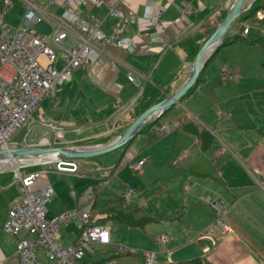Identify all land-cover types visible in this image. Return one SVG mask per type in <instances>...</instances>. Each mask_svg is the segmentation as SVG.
<instances>
[{
    "label": "crops",
    "instance_id": "crops-1",
    "mask_svg": "<svg viewBox=\"0 0 264 264\" xmlns=\"http://www.w3.org/2000/svg\"><path fill=\"white\" fill-rule=\"evenodd\" d=\"M33 1L44 12L53 15L62 13V0ZM149 2L153 6L154 16L161 21L159 26L145 16ZM234 2L104 0L101 6H95L90 0H84L80 9L83 17L89 21L100 19L106 34L117 31L122 36H131L135 49L129 51L112 43L107 44L96 62L75 69L72 77L58 84L60 86L57 85L34 111L33 120L26 126L25 145H41L38 141L42 136L37 130L33 133L28 129L30 125H43L44 122L64 128V138L58 139L61 141L58 144L83 142L96 145L114 139L134 119V108L146 84L151 83L166 91L162 96L174 93L182 85L193 61L187 60L186 39L204 22L216 17L223 8L229 10ZM184 3L188 5V11ZM110 7H116L126 15H137V22L117 29L118 18L109 14ZM44 23L50 25L51 32L48 34L44 31L42 34L50 37L52 25L48 21L40 24ZM254 28L257 27L250 28L245 34L246 39L223 46L212 60L209 59L198 89L189 96L185 95L183 98L186 99L182 98L173 109L171 120L174 125L178 124L175 130L157 137L154 134L152 138L143 136L141 143L150 145L156 142L151 145L155 149L153 153L148 150L141 154L134 151L137 161L146 157L148 161L141 169L143 174L131 178V182L137 183L134 187L129 186L136 191L131 203L141 208L148 207L145 212L154 217L183 210L181 218L163 221L161 228L162 231L168 230L169 241H158L155 237L159 242L160 254H167L168 258L160 257L164 259V264L199 256H207L214 264H264V47L257 41L264 34V29L257 28L259 32L253 33ZM232 31L235 32L234 27ZM76 42L74 37L69 38L66 45L71 46ZM55 65L60 68L61 62H55ZM224 67L235 72L233 78L223 76ZM36 111L38 120L35 118ZM90 139L95 142H85ZM129 150L133 154L131 146ZM219 150H223V154H219ZM167 151H171L170 157H162ZM89 162V159H78L77 172H60L49 163L34 167L25 165L17 170L22 174L42 172L43 181H48L55 188V197H61L64 201L61 208L49 209L50 214L58 215L77 207L71 192L75 190L81 193L88 188L85 187L93 181L88 183L86 176L98 174V180H107L111 174L102 178L103 173L115 170V167L105 170L97 162H92L94 170L84 169ZM160 163L168 165L166 178L174 179L172 183H162V189L169 193L168 189L174 190L179 185L181 193L177 196L172 194L171 201L165 204L166 209L154 213L153 206L145 203L140 195V183ZM17 170L0 169V264H20L18 242L36 239L39 234L25 229L13 234L4 230L9 210L22 201L19 182L16 181ZM89 187L94 189L93 186ZM127 189L118 191V196L111 198L120 199ZM108 199L102 201L100 198V201L106 202ZM213 200H218L220 206H227L222 217L231 226V231L223 232L215 226L217 209L210 203ZM212 226L215 227L209 232ZM120 229L111 226L114 244L102 245L107 248L101 251L96 248L101 244L90 245L85 259L92 261L118 255L115 245L123 239L128 246L137 249L146 242L145 237L132 238L128 230H125V238L122 236L120 239L116 236ZM60 231L69 239L68 245L64 246L73 245L78 232L77 219L63 224ZM167 243L170 248L162 249L161 246ZM107 251H111V255ZM98 252L107 256H99ZM149 252L156 254V264H159L157 252L145 251L142 255L137 250L134 255L139 256V264L144 263V257ZM37 255L43 263L53 264L44 251L38 250ZM95 255L98 256L93 258ZM118 258L121 256L116 258L121 263L122 260Z\"/></svg>",
    "mask_w": 264,
    "mask_h": 264
},
{
    "label": "built area",
    "instance_id": "built-area-1",
    "mask_svg": "<svg viewBox=\"0 0 264 264\" xmlns=\"http://www.w3.org/2000/svg\"><path fill=\"white\" fill-rule=\"evenodd\" d=\"M90 1L95 6L104 3V0ZM83 2L84 0H62L60 4L62 13L53 15L42 11L33 0H23L26 10L19 28L13 31L4 19L14 3L12 0L5 1V8L0 13V148H10L13 137L33 120V113L41 101L49 97L58 84L68 81L75 69L96 62L104 53L103 46L112 43L129 51L135 49L131 36H122L117 31L111 35L106 34L102 30L103 22L100 19L89 21L83 17L80 11ZM184 6L188 11V5L184 3ZM153 10L149 2L145 16L152 20L155 26H159L161 21L158 16H154ZM109 14L118 18L117 29L134 24L138 19L137 15H126L116 7H110ZM258 17L264 18V10L258 12ZM43 21H48L52 25L50 37L38 33L35 28ZM249 31L250 26H246L244 32ZM73 37L77 42L71 46L66 45V41ZM57 61L61 62L60 68L55 65ZM222 74L233 78L235 72L224 67ZM129 78L134 81L133 76ZM42 120L44 122V119ZM42 124L47 130L38 141L41 145H55L58 139L64 138L65 131L60 125L48 122ZM177 126V123L161 124L156 129L161 136L172 132ZM28 130L30 131V128ZM222 153L223 150H219V154ZM146 160L147 158L137 162L131 161L127 166L139 172ZM47 163L52 164L60 172H77L78 169L76 159ZM110 174L111 171H105L102 178ZM16 177L22 201L9 210L4 230L12 234L23 229L39 233L36 239H23L18 242L20 264H45L38 259V250L44 251L53 264H80V261L85 259L90 245L114 244L107 225L93 224L91 221L95 201V190L92 187L81 193L73 190L71 195L76 200L77 207L52 215L48 203L56 191L51 183L43 181L42 172L22 174L17 170ZM133 194L132 188L123 194L128 204L131 203ZM210 203L217 209L215 226L223 232L231 231V226L222 217L227 206H220L218 200ZM75 218L78 226L76 240L73 245L64 246L56 240V234L63 224ZM215 226H212L209 232H212ZM156 239L165 242L170 240V236L161 234L156 236ZM115 251L118 255L137 253L136 248L126 244H116ZM99 264L120 263L114 258ZM143 264H156V254L147 253Z\"/></svg>",
    "mask_w": 264,
    "mask_h": 264
},
{
    "label": "rangeland",
    "instance_id": "rangeland-1",
    "mask_svg": "<svg viewBox=\"0 0 264 264\" xmlns=\"http://www.w3.org/2000/svg\"><path fill=\"white\" fill-rule=\"evenodd\" d=\"M12 1H13L14 5L10 10L7 11L4 21L12 28L13 31H15L16 29L19 28V25L22 21L24 13H25V9H24L23 0H12ZM43 1L37 0L38 3L39 2L41 3ZM250 1H252V0H250ZM35 28H36L38 33H42L45 31L48 34H50V32H51L50 31V25L45 24V23L40 24V25H36ZM252 31H253V33L255 31L259 32V30L257 28H254ZM59 86L60 85H58L57 87H59ZM184 99H186V98H184ZM41 105H44V103H42ZM172 113H173V110L170 111L167 116L161 118V120H160L161 124L173 125L174 123L171 120ZM35 116H36L35 118L38 120V118H39L38 111L35 112ZM146 125H148V124H146ZM30 126L31 127H30L29 132L35 133L37 130L39 136H43L44 132L47 130V128L43 125H38V126L30 125ZM145 126L143 128H145ZM157 126H159V125H155L154 126L155 128L152 126L150 129H144V132L140 133L139 135H137L135 137V140L131 144V150H132L133 154L131 153V151L129 149L126 151H124V150L120 151L119 149H117L115 151H112L111 153L104 154V155L98 156L96 158H88L90 160V162L87 166L84 167V169L91 170V171L94 170L95 168H94V164L92 162H97L105 170L111 169L112 167H115L114 168L115 170H111V177L107 180H104L100 185L101 186L100 198L102 201H105L107 198L118 196L117 195L118 191H125L129 186H133V187L136 186L137 183H135L133 181L131 182V178L141 176V174H143V170L140 172H135V171L131 170L127 166V164L130 163L131 161H137L138 160L135 152H137V153L140 152V154H141V152H145L148 150L147 152H149L151 154L153 153V151L155 149L152 148V146L156 142H154L150 145H147L146 142L141 143L140 141L142 140L143 136H147L149 138H152V136L154 134H155V137L159 136L160 134H159L158 130L156 129ZM25 132H26V127H23L22 129H20L18 131V133L13 137V139L10 143V147H18V146L25 145L26 142L23 141L24 136L26 135ZM60 142L61 141L59 140L58 142H56V144H58ZM27 145H28V143H27ZM170 155H171V151H167L166 153H164L162 155V157H170ZM146 158H147L146 161H148V157H146ZM88 159H84V160H88ZM38 165H40V164H34L31 166L34 167V166H38ZM21 166H24V164H20L18 168H20ZM155 166L156 167L151 169L149 175L147 174L146 176H144V181H142L140 183L141 188H142L140 195L142 196V199L145 201V203L148 204V202H149L153 206V210H154L153 212L154 213L160 212V211L166 209L165 204L168 203L169 201H171L170 198H171L172 194L174 196H177L181 193V189H180L179 185H176L174 190L168 189L169 193L162 189V183H166V182L172 183L174 181V179L166 178L167 177L166 174L168 172V170H167L168 165L166 163H160V164L155 165ZM10 168H15V167L12 166ZM0 169L2 170L4 168H0ZM15 170H17V168H15ZM48 170H50V169H48ZM50 172H52V170H50ZM86 177L88 178V183H89L91 181L98 180L99 175L94 174V175H88ZM129 188H132V187H129ZM129 188L127 189V191L129 190ZM132 189L134 190V194L132 195V197H133L135 195L136 191L134 188H132ZM132 197H131V199L133 201L134 198H132ZM122 198H123V196H122ZM125 203L128 204L129 202L125 201ZM63 204H64V201L62 200L61 197H55L54 196L51 199V201L48 203V209L53 210V209L61 208V206ZM145 209L148 210V207L145 206L143 208V210L145 211ZM113 225L116 227H121L120 232L116 235L120 239H122V236H123V238H125V234H124L125 230H128L132 233V238H135V237L143 238V237H145L146 242L144 243V245L138 247V249L136 247H134V248H136L138 250V253H140L142 255H144L145 251L157 252V257H158L157 261L159 262V264H164V262H163L164 259H161L160 257L168 258L167 254H164V256H163V254H160L159 242H157L155 240L156 235L158 236L162 233H166V234L168 233V230L162 231L163 228H161V226L164 225L163 222L153 223V224H150L149 226H147L145 228H141V229H138V228L128 229L127 228L128 226H126V225L123 226L122 224H117L114 222H109L107 224L108 228H110V229H111V226H113ZM66 237H67V235L64 233L62 234L61 231L57 232V234H56V240L60 244H63V245H68L67 241L69 239H67ZM116 243L126 244L124 239H123V241H117ZM152 244H154V245L151 246ZM126 245H128V244H126ZM161 247H162V249L167 250L169 247V243L163 244ZM96 248L101 251L102 249H106L107 247L102 246V245H98ZM96 248H94V249H96ZM110 252L111 251H107V253H109V255H111ZM98 254H100L99 256H107V254H105V253L103 254L101 252H98ZM192 258H194V257H192ZM48 259L50 260V258H48ZM118 259L122 260L120 264H126V261L128 264H139V256L138 255H125V256H121V258H118ZM188 259H190V258H188ZM123 260H126V261L123 262ZM184 260H187V259H184Z\"/></svg>",
    "mask_w": 264,
    "mask_h": 264
},
{
    "label": "trees",
    "instance_id": "trees-1",
    "mask_svg": "<svg viewBox=\"0 0 264 264\" xmlns=\"http://www.w3.org/2000/svg\"><path fill=\"white\" fill-rule=\"evenodd\" d=\"M5 1L6 0H0V13L5 8ZM260 10H264V0H254L250 8L235 21L233 26L235 28V32L232 31L226 35L224 44L216 51V53H214V55L211 57L210 60H212L220 52L223 46H227L239 40L246 39L245 36L246 33L244 32L246 26H250V28L257 27L260 29H264V18L260 19L258 17V12ZM228 11H229L228 9L223 8L216 15V17L204 22L202 26L195 33H193V35H191L189 38L186 39L185 46L186 49H188L187 60L189 62L193 60V58L196 56L201 46L208 40L211 34L215 31L218 24L226 17ZM257 41L260 42L264 47V34H262ZM204 69L201 72L200 76L198 77L196 83L186 94V96H189L190 94L193 93L194 90L198 89L201 82L203 81V76L205 71ZM165 92L166 91L159 89L158 87L152 85L151 83L146 84L145 87L143 88L141 97L138 99L136 106L134 108L133 118H135L139 113L149 108L153 104H156L161 100H163L166 96H162V94H165ZM175 107L176 105L170 111H172ZM168 113H166L163 117L167 116ZM161 118L156 121L148 123V125H146L145 128H142L139 134L144 132V129H150L152 126L154 127L155 125H161L160 122ZM109 138L110 137L106 138V140H108ZM134 140L135 138L131 139L124 147L120 149H124V151L128 150ZM89 141L95 142V140L93 139H90L88 141L85 140V142L87 143ZM71 144H76V143H71ZM64 145H69V144L66 143L57 144V146H64ZM77 145H87V144H84L83 142H78ZM102 181H104V179L93 181L88 186L85 187L87 188L89 186H93L95 189V201H94V206L92 208V218H91L93 224L107 225L109 222H117V223L126 224L134 228H145L152 223H159L163 221H175L181 218L183 215V210H179L167 216H156V217L150 216L139 205H135L132 203L126 204L124 198L122 197L120 199L110 198L106 202H101L99 198L100 197L99 185L100 182ZM96 256L98 255H95L93 258H95ZM120 256H125V255L109 256V257H104L100 260L92 259V261L84 259L80 261V264H99L101 262H105L106 260L114 259ZM170 264H214V263L207 256H199L189 260L174 262Z\"/></svg>",
    "mask_w": 264,
    "mask_h": 264
},
{
    "label": "water",
    "instance_id": "water-1",
    "mask_svg": "<svg viewBox=\"0 0 264 264\" xmlns=\"http://www.w3.org/2000/svg\"><path fill=\"white\" fill-rule=\"evenodd\" d=\"M253 1L235 0L226 17L218 24L215 31L197 52L189 68L188 77L182 85L174 93L168 94L160 102L142 111L114 139L96 145H24L0 149V168L9 169L13 166L19 169L20 164L25 166L59 160L94 158L124 147L139 134L146 124L160 119L180 103L181 99L196 83L206 63L224 44L225 37L231 31L235 21L250 8Z\"/></svg>",
    "mask_w": 264,
    "mask_h": 264
},
{
    "label": "bare ground",
    "instance_id": "bare-ground-1",
    "mask_svg": "<svg viewBox=\"0 0 264 264\" xmlns=\"http://www.w3.org/2000/svg\"><path fill=\"white\" fill-rule=\"evenodd\" d=\"M0 149H2V148H0ZM28 161H32L31 159H27Z\"/></svg>",
    "mask_w": 264,
    "mask_h": 264
},
{
    "label": "snow or ice",
    "instance_id": "snow-or-ice-1",
    "mask_svg": "<svg viewBox=\"0 0 264 264\" xmlns=\"http://www.w3.org/2000/svg\"><path fill=\"white\" fill-rule=\"evenodd\" d=\"M105 239H107V237L105 236Z\"/></svg>",
    "mask_w": 264,
    "mask_h": 264
}]
</instances>
